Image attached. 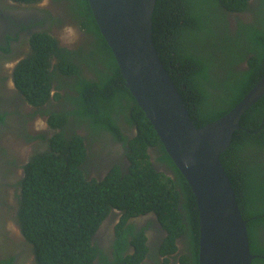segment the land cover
<instances>
[{"label":"trees","instance_id":"16d2710c","mask_svg":"<svg viewBox=\"0 0 264 264\" xmlns=\"http://www.w3.org/2000/svg\"><path fill=\"white\" fill-rule=\"evenodd\" d=\"M72 2L80 25L94 33L95 43L101 46L106 68L99 69V80L82 75L80 66L67 57L69 50L47 32L34 35L31 52L14 73L17 87L30 102H45L54 80L49 61L55 55L62 69L72 72L76 80L72 90L78 93L73 96L72 109L51 113L48 121L54 134L44 138L38 144L42 149L23 165L13 217L34 251V263L128 264L133 256L122 253L125 232L133 233L134 227L124 224L126 218L117 225L123 236L116 240L113 259L95 238L112 208L126 206L130 216L142 209H155L165 224L171 223L179 231L184 229L182 219L186 216L196 232L198 264L200 226L195 194L126 87L89 1ZM243 12L253 14L252 19L239 18ZM153 39L194 124L201 127L230 111L264 75V0H258L256 6L251 0H156ZM121 115L137 126L129 147L130 172L121 176L115 166L102 181L87 179L81 167L87 144L75 124L86 122L95 130H108L125 140L118 123ZM240 124L221 160L248 220L251 252L257 255L253 264H264V95L244 113ZM150 147L157 149L158 160L166 161L174 174L158 171ZM174 184L181 190L175 192ZM180 193L187 212L177 207ZM12 260L13 256L7 257L1 264H13Z\"/></svg>","mask_w":264,"mask_h":264},{"label":"flooded vegetation","instance_id":"af4514ba","mask_svg":"<svg viewBox=\"0 0 264 264\" xmlns=\"http://www.w3.org/2000/svg\"><path fill=\"white\" fill-rule=\"evenodd\" d=\"M257 3L258 0H251V5L256 6ZM72 4V0H0V113L4 115V120L0 121V159L5 157L10 162L16 160V164L19 163L16 166L11 162L9 168L7 164L0 163V264L10 256H13V264H35L30 243L17 222L16 231L7 225V214L17 208L23 165L32 154L42 149L38 144L54 134L55 129L48 121L51 113L72 109L73 96L78 94L72 90V82L76 83L72 72L63 70L57 63V57L52 55L51 66H48V69L54 70L50 96L45 102L32 103L15 83L16 67L31 52L34 35L47 32L58 41L59 46L69 50V60L73 58L80 66L81 74L91 81H98L99 69L106 68L101 46L95 43V34L80 25L81 19L76 16ZM238 16L250 21L253 14L243 12ZM71 28L80 32L74 41L72 38L68 41L65 36L66 30ZM94 50H97L96 53L90 54ZM120 117L118 123L127 138L125 140L115 138L108 130H95L86 122L75 124L87 144V157L81 166L87 179L102 181L115 166L119 167L121 176L130 172L129 147L137 126L130 124L123 115ZM34 141L36 147L33 149ZM149 152L158 171L174 174L166 161L158 160L160 153L155 147H150ZM10 183L12 187H9ZM176 190H181L179 184H174ZM184 200L180 193L177 207L182 212L186 211L182 207ZM128 212L126 206L113 207L96 232L95 238L109 259L117 253V238L119 240L120 235L123 236V232L118 233L117 225L126 218L124 224L131 223L134 227L133 233L125 232L127 242L122 253L133 256L128 264H197L196 232L186 216L182 219L184 229L179 231L173 224H165L155 209H142L132 216ZM261 230L264 241L263 225Z\"/></svg>","mask_w":264,"mask_h":264},{"label":"water","instance_id":"95a60500","mask_svg":"<svg viewBox=\"0 0 264 264\" xmlns=\"http://www.w3.org/2000/svg\"><path fill=\"white\" fill-rule=\"evenodd\" d=\"M126 87L152 122L197 201L199 264H253L248 220L221 160L244 113L264 95V75L230 111L197 127L153 39L156 0H88Z\"/></svg>","mask_w":264,"mask_h":264},{"label":"rangeland","instance_id":"374dc122","mask_svg":"<svg viewBox=\"0 0 264 264\" xmlns=\"http://www.w3.org/2000/svg\"><path fill=\"white\" fill-rule=\"evenodd\" d=\"M80 35V32L78 29H70L69 31L66 30L65 36L68 38V41L72 38V41L76 40ZM60 36H62V32L60 33ZM35 143V141L33 142ZM36 147V143L33 145V149ZM31 157V156H30ZM30 157L26 160V162L30 159ZM13 164H15L16 166H19V163L16 164V160H12L11 161ZM11 162L9 160H7V158L5 157H1L0 159V163L1 164H7V168H9L11 166ZM9 187H12V183L8 184ZM11 191V190H10ZM12 192V191H11ZM13 212H11V214H7V225L9 227H12V229H14L15 231L18 230L16 229V219L13 217Z\"/></svg>","mask_w":264,"mask_h":264}]
</instances>
